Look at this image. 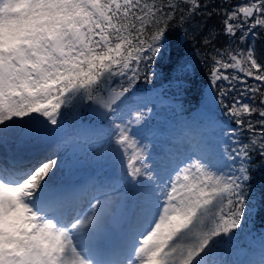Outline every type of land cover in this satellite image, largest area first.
Masks as SVG:
<instances>
[{
    "label": "rangeland",
    "instance_id": "1",
    "mask_svg": "<svg viewBox=\"0 0 264 264\" xmlns=\"http://www.w3.org/2000/svg\"><path fill=\"white\" fill-rule=\"evenodd\" d=\"M244 1L243 12L252 6L251 0ZM123 4L126 0H0V115L17 126L13 133H0L6 145L0 152L4 159L12 152L15 162L23 151L27 165L31 152H55L32 170L47 163L53 168L33 195L24 194V187L35 171L18 182L0 177V264H78L70 262L69 247L82 264H103L100 260L112 253L122 261L118 251L120 246L128 249L122 242L128 225L115 230L118 244L103 256L111 245L105 237L113 229L111 217L123 195H153V180L164 176L154 169L161 166L158 149L170 147L174 136L187 142L180 160L195 158L196 165L191 171L185 166L172 171L165 190L155 197L157 213L146 231L140 237L126 235L132 255L143 242L141 264H239L252 251L249 246L261 245L258 236L264 232L240 241L230 233L227 214L248 178L247 160L237 145L238 126L231 119L219 112L202 118L200 109L188 114L186 106L159 92L134 93L115 104L103 123L84 115L92 98L106 100L122 86L105 84L91 95L89 80L95 72L118 64L125 81L120 52L110 48L107 33L108 14ZM187 130L199 137L193 140ZM223 162L231 177L226 186L211 188L209 171H220ZM105 178L112 184L100 189ZM61 186L73 197L64 196L52 206ZM54 188L59 189L41 199ZM108 198L116 201L102 212L99 205ZM82 216L89 220L82 221L75 244L70 242L73 232L67 241L54 233L55 226L73 231ZM98 217L99 226L93 223ZM41 218L46 219L43 225L38 224ZM189 242L194 245L186 249ZM250 264H264V253Z\"/></svg>",
    "mask_w": 264,
    "mask_h": 264
},
{
    "label": "trees",
    "instance_id": "2",
    "mask_svg": "<svg viewBox=\"0 0 264 264\" xmlns=\"http://www.w3.org/2000/svg\"><path fill=\"white\" fill-rule=\"evenodd\" d=\"M244 4L126 0L108 14L107 32L110 48L120 52L125 81L119 78L124 70L118 64L95 72L89 80L91 95L117 82L122 85L119 90L161 92L190 111L199 107L217 72L219 110L240 126L238 145L247 158V181L228 213L230 233L238 239L264 231V81L263 86L253 82L264 78V36L247 31ZM223 94L228 100L221 99ZM84 115L95 123L85 111Z\"/></svg>",
    "mask_w": 264,
    "mask_h": 264
},
{
    "label": "bare ground",
    "instance_id": "3",
    "mask_svg": "<svg viewBox=\"0 0 264 264\" xmlns=\"http://www.w3.org/2000/svg\"><path fill=\"white\" fill-rule=\"evenodd\" d=\"M206 113H204V115H200L198 114L199 117H204ZM208 115V114H206ZM210 116V115H208ZM207 121H209V118H207ZM201 124V123H200ZM17 126H15L13 123H11L8 119H6L4 116L0 115V133L2 131H6V132H11L13 133L16 130ZM199 137V134L196 133L195 131H192V135L191 138L193 140H196ZM168 142H172L170 147H160V149H158L159 151V159H160V167H156V165H154V169H158V171L156 172V175L158 176V173H162L164 174V176L162 175V178H158V179H154L152 186L154 188V193L151 197H142L140 196V199H135V204L133 209L130 212V215L128 217L127 223L125 228L128 225V229L126 231V235H131V236H137L140 237L145 231L146 228H148V226L150 225V223L152 222L153 216L157 213V209H158V205L155 201V197L160 194L162 191L165 190L164 187H166V179L169 178L173 172L172 171H176L177 169H182L184 166L188 171H191V167L193 165H196V159L194 158V160L189 159V158H182L180 160V155L183 154V152L185 151V149L187 148V142H183L181 141L178 136H174L173 139H171ZM3 146V147H2ZM6 145L4 142H0V151L5 149ZM33 152H31L32 155V159L30 158V164L29 166H27L26 168L23 167H15L13 166V161L10 160L9 158L6 157V159H4L2 157V155L4 154V152H0V177L4 178L7 181H11V182H18L20 180H22L23 178L26 177V175L29 172H34L32 171L38 164L40 163H44V161L49 160L50 158H52V155H54L55 152H53V149H48L46 152H43L42 154H32ZM171 155H174V157H172ZM188 156V155H187ZM8 161L11 164H7L4 165V163ZM198 161V160H197ZM223 162L219 167L218 170L216 171H209L210 174L208 175L209 178V182L207 185H209L211 188H215V189H220L224 186L227 185V181L229 180V178L231 177L227 171V165L226 167L224 166ZM176 165V166H175ZM173 167V168H172ZM225 167V168H224ZM53 168H51V164L47 163L44 164L41 168H39L38 171L34 172V175L32 177H30L24 187V190L26 191V193L24 194H29V195H33L30 194L31 192H34L35 190L37 191L38 189H35L34 187L36 185H42L41 181L44 178H48L50 177L51 173H52ZM180 171V170H178ZM228 172V173H227ZM169 173V174H168ZM175 174V173H174ZM2 183V181H0V184ZM112 182L108 181L106 178L104 180V183H101V187L100 189H103L106 185H111ZM28 187V188H27ZM62 187V192L59 196L53 198L52 206H55V203L63 198L64 196L67 197H73L72 194L69 193V190L67 189V187ZM9 189H14V187H7ZM56 188L46 192L43 194V196H41V199L44 198L46 195H49L51 192H53V190H55ZM104 190H108V189H104ZM43 192H41L42 194ZM32 196H30V199ZM111 198H108L107 200H104L101 202V204L99 205V208L102 212H105L106 210L110 209L114 202L116 200H114L113 202L111 201ZM72 201H70L71 203ZM81 203H85V201H82ZM115 207V206H114ZM115 208H113L110 212L112 213L114 211ZM105 210V211H104ZM93 213V210H92ZM88 214V213H87ZM92 215V214H91ZM89 217V216H88ZM88 217H81V219L79 220L78 225L80 226H76L74 228L73 231H67L63 230L61 228H59V226H55L54 228V233L56 235H62L63 237H65L64 240L67 241V235L68 233L73 232V234L70 235V242L71 239L73 240V243L75 244V241L77 240V236H76V232L82 230V221H84V223L88 222ZM92 217V216H91ZM90 217V218H91ZM202 219H207L204 215L201 216ZM180 222V218H179V214H178V218H177ZM46 223V219L45 218H41L40 220H38V224H45ZM94 224H97L98 226L101 224V220L100 217L94 219L93 221ZM124 228V229H125ZM110 231V232H109ZM107 231V233L109 232V234L105 237H108L111 240V245L109 246L108 250L106 251V253L103 255H108L109 251L112 250V252L114 251L113 248H115V246L118 244V240L115 239L114 236V232L115 230L111 229ZM126 235H123L122 237V242L123 245H125L126 247H128V249L126 251H123L124 247L120 246V250L118 251L119 255L122 258V261L115 259L113 253L110 255V258L108 260H106L105 262L103 260H100V262H102L103 264H123L124 262L126 264H141L143 263L144 257L142 255L141 250L139 249V247L143 244V242H141V244L139 246H136L133 251H134V255H132V246H131V242L128 241L126 239ZM260 239V246L257 245V243L255 244V247H250L249 248L252 250L245 259L242 260L241 263L239 264H247L248 262H253L257 260V255L263 254L264 253V237L262 236H258ZM156 238V237H155ZM148 242L151 239L150 237H147ZM169 239L170 236H169ZM120 241V239H119ZM72 243V242H71ZM133 243V242H132ZM67 244V242H66ZM194 245V243L189 242L187 244L186 249L191 248ZM250 245V244H248ZM69 247V246H68ZM122 247V248H121ZM69 251L67 252V254L69 255V258L71 259L70 262L72 261H76L75 263L78 264H82L81 261L79 259H76V257H73L71 253H73L72 249L69 247L68 249ZM71 250V252H70ZM257 251V253H256ZM158 256L162 255V251L158 250L156 253ZM132 255V256H131ZM182 256H185V253H182ZM102 257V255L100 256ZM119 257V256H118ZM153 263V260L150 264ZM249 263V264H250ZM83 264H88V263H83Z\"/></svg>",
    "mask_w": 264,
    "mask_h": 264
},
{
    "label": "water",
    "instance_id": "4",
    "mask_svg": "<svg viewBox=\"0 0 264 264\" xmlns=\"http://www.w3.org/2000/svg\"><path fill=\"white\" fill-rule=\"evenodd\" d=\"M253 13L254 9L251 8L250 10L246 11V16L251 18ZM213 76L215 77V74ZM127 97V91H114L107 100H104L102 97L93 98L87 105L86 110L94 117L96 121L104 122L108 117L112 107ZM200 103L201 107L207 112L214 113L217 110L218 94L214 82H211L206 86L203 99ZM134 203L135 198L132 194L123 195L116 212L111 217V224L116 229H120L124 225L131 209L134 206Z\"/></svg>",
    "mask_w": 264,
    "mask_h": 264
},
{
    "label": "flooded vegetation",
    "instance_id": "5",
    "mask_svg": "<svg viewBox=\"0 0 264 264\" xmlns=\"http://www.w3.org/2000/svg\"><path fill=\"white\" fill-rule=\"evenodd\" d=\"M256 12L251 19H248V32H255L257 35L260 34L264 36V0H262V4L259 7H256Z\"/></svg>",
    "mask_w": 264,
    "mask_h": 264
}]
</instances>
